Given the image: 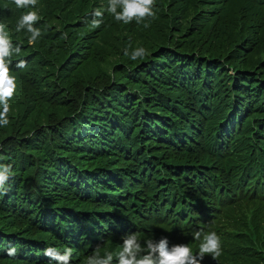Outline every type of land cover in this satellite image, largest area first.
Wrapping results in <instances>:
<instances>
[{
  "label": "trees",
  "instance_id": "16d2710c",
  "mask_svg": "<svg viewBox=\"0 0 264 264\" xmlns=\"http://www.w3.org/2000/svg\"><path fill=\"white\" fill-rule=\"evenodd\" d=\"M157 2L153 31L116 21L108 0H38L36 9L0 0V22L22 47L11 123L0 128V160L12 166L0 264H49V246L72 248L71 264L97 247L118 264L129 233L196 253V229L221 237V255L205 264H264V222L233 217L236 204L264 205V0ZM96 9L104 22L93 29ZM33 10L42 36L30 44L15 28ZM137 47L150 54L131 60ZM21 59L26 68H15ZM82 136L104 147L116 138L128 155ZM98 193L111 201L101 206Z\"/></svg>",
  "mask_w": 264,
  "mask_h": 264
},
{
  "label": "clouds",
  "instance_id": "9594fccd",
  "mask_svg": "<svg viewBox=\"0 0 264 264\" xmlns=\"http://www.w3.org/2000/svg\"><path fill=\"white\" fill-rule=\"evenodd\" d=\"M18 8L36 9L38 0H14ZM155 0H108L106 11L118 22L125 24L135 21L137 24L154 19ZM91 27L98 29L104 22V12L96 9L93 13ZM41 17L38 11H28L17 21L15 31L17 33L26 30L30 33L29 43L36 42L42 36V31L35 25ZM149 23H143L144 28H148ZM7 25L0 22V128L10 125L9 113L11 105L9 100L14 96L16 89V77L12 73L13 57L20 56L22 47L20 44L13 45ZM67 39V33L64 34ZM129 55L126 50L124 53ZM150 53L144 47H137L132 50L130 58L133 61L143 60ZM27 66L26 60H19L15 68L24 69ZM12 177V166L10 164H0V195H6L8 181ZM193 239L201 241L197 252L194 254L189 244L173 242L166 237L159 240L147 239L141 241L139 233H129L122 237L120 251L117 254L118 264H205L206 260H216L221 255V237L215 231H195ZM169 242L173 245H169ZM101 249L97 247L93 253L86 257V264H112L114 256L111 252L100 254ZM17 249L9 247L8 257H15ZM44 255L49 258V264H71L73 249L65 247L61 252L56 247H46Z\"/></svg>",
  "mask_w": 264,
  "mask_h": 264
},
{
  "label": "rangeland",
  "instance_id": "374dc122",
  "mask_svg": "<svg viewBox=\"0 0 264 264\" xmlns=\"http://www.w3.org/2000/svg\"><path fill=\"white\" fill-rule=\"evenodd\" d=\"M61 4H64V3H61ZM160 5L161 4H159V2H157V0H155V7H154V11L156 12V16H155V18L154 19H152V18H149L148 20H146V21H144V23H149L150 24V26L148 27V28H146V29H150V30H155L156 31V29L158 28V24H159V22H158V17H159V13L161 12V9H160ZM167 6H168V2H166L165 4H163L162 5V10L164 11V12H166V9H167ZM175 20L177 19V18H174ZM187 24H189V27L191 26L192 27V25L194 24V22H190V20L189 19H187ZM230 73H231V75H232V72L230 71ZM258 117V116H257ZM257 117H255L253 120H257ZM252 120V121H253ZM245 132H246V130H244V132H243V134H245ZM166 136H168V135H166ZM82 138L85 140V141H91L90 143H91V145H92V143L93 142H95V139H92V140H90L88 137H83L82 136ZM99 142V141H98ZM108 146L109 147H104V146H101V145H95V146H93L92 145V148L93 149H95V148H97V149H99V150H101V151H107V152H109L108 154H110V152H118V153H121V154H123V155H128V152H127V150H126V148H125V145H124V143L123 142H121V141H118V139H116V138H114L113 140H111V142L108 144ZM65 162L67 163V164H69V165H71V166H73V163L71 162V161H69V160H65ZM0 164H2L1 163V160H0ZM9 182V181H8ZM91 195H92V193H91ZM98 195H99V197L102 199V201H103V203L101 204V206L102 205H106L107 204V202H109V201H111V199L110 198H106L105 197V195H104V193H98ZM124 203L126 204V205H128L129 204V199H128V197H127V195L125 196V198H124ZM82 208H86L85 206H83ZM255 210H256V212H255ZM253 211L255 212V213H253ZM253 214H255V216L257 217V218H259V219H261V221L262 222H264V205H261V206H258V205H250V204H246V203H240V204H236V205H234V213H233V217H234V221H235V223L237 224V225H243V224H245V223H247L249 220H250V218L252 217V215ZM223 229H227V231H230V232H233V231H235V227H227V228H223ZM197 231H201L202 229H196ZM202 231H204V230H202ZM209 231H211V230H208V231H204V232H209ZM218 234V233H217ZM219 235V234H218ZM220 236V235H219ZM168 240H169V238L168 237H166ZM160 239V238H159ZM159 239H155V240H159ZM178 244H180V243H183V242H177ZM186 244V243H185ZM169 245L171 246V245H173V244H171L170 242H169ZM194 253V252H193ZM195 254V253H194ZM202 264H204L203 262H202Z\"/></svg>",
  "mask_w": 264,
  "mask_h": 264
}]
</instances>
